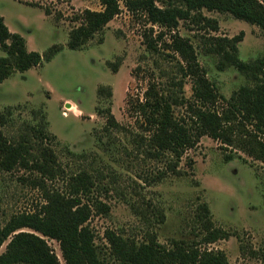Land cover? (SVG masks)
Wrapping results in <instances>:
<instances>
[{"label": "rangeland", "instance_id": "1", "mask_svg": "<svg viewBox=\"0 0 264 264\" xmlns=\"http://www.w3.org/2000/svg\"><path fill=\"white\" fill-rule=\"evenodd\" d=\"M119 3L121 12L105 29L103 43L96 35L83 49L71 50L67 42L70 31L80 24L77 17L87 9L102 10L99 0H0V16L11 32L26 40L29 51L42 54L53 45L63 46L51 61L16 72L0 83V110L15 108L12 123L0 130L9 137L15 135L23 122H37L34 111L44 112L48 131L59 142L57 161L66 176L85 170L105 189L97 195L109 212H93L89 220L101 251L106 252L108 231L139 242L150 234L167 247L185 241L203 250L222 251L229 264H264V133L232 116L221 100H229L251 82L234 67L220 70V56L204 38L231 39L244 32L238 44L239 58L252 62L264 56L260 28L230 13L203 8L205 17L218 22V32L201 30L190 20H180L176 29L169 30L150 23L142 11L128 10L125 0ZM157 5H162L161 0ZM259 5L264 7V0H252L255 9ZM46 9L51 15L45 14ZM150 28L154 38L163 33L158 53L146 47L144 32ZM178 38L192 47L199 65L194 73L190 61L175 51ZM4 56L0 48V57ZM113 64H118L117 72H113ZM196 72L222 97L217 109L227 112L225 116L235 129L234 143L225 146L203 136L177 162L170 153L155 150L153 133L135 107L144 101L150 84L167 94L173 88L179 91L172 83H182L188 105L175 107L174 113L188 120L189 107L197 105ZM101 86L111 88V100L98 95ZM108 107L116 127L108 125L105 114H97ZM67 149L85 158H71ZM227 155L232 158L227 160ZM40 177L24 169L0 170V228L13 215L33 211L43 203V193L32 184ZM49 185L65 189L61 177ZM203 205L209 209L210 224L207 219L200 220ZM207 227L230 236L206 243ZM22 232L34 233L30 229ZM45 240L60 264H66L60 244ZM8 243L0 248V254ZM253 251L261 256L254 257Z\"/></svg>", "mask_w": 264, "mask_h": 264}, {"label": "trees", "instance_id": "2", "mask_svg": "<svg viewBox=\"0 0 264 264\" xmlns=\"http://www.w3.org/2000/svg\"><path fill=\"white\" fill-rule=\"evenodd\" d=\"M99 1L102 10L87 9L77 17L80 24L69 33V49H83L96 35L101 36L99 43H103L104 31L120 14L121 7L119 0ZM161 4L158 6L157 0H125L128 10L133 13L142 11L150 23L169 30L176 29L180 20H190L201 26V30L218 32V22L202 13L203 8H207L209 11L230 13L236 19L259 27L264 37V7L259 5L255 9L252 0H161ZM45 14L49 16L51 12L46 9ZM152 33V28L144 32L146 47L150 52L158 53V42L162 40L163 33L155 38ZM243 37L244 32L231 39L204 37L211 42V51L220 56V70L234 67L251 82L234 92L229 100L219 96L207 84L202 73L196 72L194 99L197 105L189 107L192 111L188 120L180 119L175 116L174 108L188 105L183 96V84L172 83L177 88L179 86V91L172 86L173 90L167 94L159 93L150 84L144 101L138 103L135 109L146 119L153 133L151 142L155 150L161 154L170 153L179 162L185 151L194 148L203 136L232 146L235 129L225 116L227 112L241 122L253 124L264 133V56L252 62L242 61L238 44ZM0 48L5 53L4 57H0L2 83L16 72H26L51 61L62 51L63 46L53 45L42 54L29 51L26 40L20 34L11 32L0 16ZM174 48L190 61V66L195 67L194 73L199 65L194 53L192 55V47L178 38L174 40ZM190 52L191 55L187 57ZM111 68L117 72L118 64L111 65ZM98 95L111 100L113 93L110 87L101 86ZM219 99L228 106L226 113L217 109ZM14 111L15 108L11 106L0 110V128L12 123ZM97 114H105L110 127L118 126L110 107L105 112L97 110ZM33 116L37 122H23L15 135L9 137L0 130V170L13 172L24 169L39 173L41 177L34 179L32 184L43 193V203L33 211L13 215L0 228V248L9 240L6 250L0 254V264H60L45 238L60 244L66 264H229L222 251L203 250L199 245L185 241H177L167 247L150 234L145 241L139 242L108 231L105 235L108 244L106 252L101 251L95 243L96 234L89 220L93 212H109L108 206L97 195L99 190L105 189L100 188L85 170L66 176L57 161L56 147L59 142L48 131L46 115L43 111H34ZM67 154L74 159L85 158L84 154L78 155L68 149ZM231 158V155L226 156L227 160ZM172 168L175 170L176 166ZM58 177L63 178L65 189L49 185V181L52 183ZM209 217V209L203 205L200 220L207 219L206 223L210 224ZM23 229H30L34 233L22 232ZM207 230L206 243L230 236L219 229L207 227ZM241 250L243 253V247ZM252 254L254 257L261 256L258 251Z\"/></svg>", "mask_w": 264, "mask_h": 264}]
</instances>
